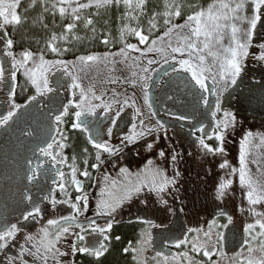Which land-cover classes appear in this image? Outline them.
Masks as SVG:
<instances>
[{"label":"snow or ice","instance_id":"snow-or-ice-1","mask_svg":"<svg viewBox=\"0 0 264 264\" xmlns=\"http://www.w3.org/2000/svg\"><path fill=\"white\" fill-rule=\"evenodd\" d=\"M149 0H29V3L23 8L24 16L18 12L21 8L22 0H0V54L7 58L0 59V92H4V85L8 83L7 99H0V104L7 106V114L0 118V128H6L10 122L14 120L17 114L23 109L27 110L35 102L40 105L39 98L48 97L49 94L55 93L59 98L60 108H49L48 115L54 119V127L46 142V146L39 147V154L42 157L50 158L52 167L56 168L54 176L60 179L58 182L54 180L56 188L60 193L67 195V181L65 172L59 170L57 165L64 164L70 169V182L74 186L76 192H84V180L90 179L88 170L89 160L91 158V168L99 170L104 161V154L110 158L119 156L121 149L112 145L107 139L101 138L102 122L99 115L102 114L107 121V127L104 131L105 137H112L117 122L121 119L126 109H132L135 116H142L143 113L137 107L135 93L132 96L121 95L113 90L109 96L106 92L94 90V86L87 88L82 84L81 73H86L92 63H126L131 70V75L127 78V83L133 88L139 87L143 93V102L149 109L153 107L150 98V89L156 85L167 86L172 88L176 95H169V100H178L181 104L185 103L183 97L190 98L188 103L193 111L191 122L195 131L192 133L197 144L204 150V154L216 155L224 154V142L227 130L231 126L235 129L236 118L232 113L224 112L223 120L217 119V114L221 111V96L229 91L231 86L237 84V78L243 71L245 59L249 56V48L251 47V39L253 32L256 30L258 23L264 25V0H214L207 5L204 10L202 5L189 4L185 0H163L162 4H155L149 14ZM41 7L40 16L34 17L33 22L36 23L43 18L44 13H50L52 16V30L45 40L44 48L37 51L28 47L29 37L21 34L19 39L16 33L20 31L22 23L27 21V13ZM249 5L251 7H249ZM199 9L194 14H188L184 24H173L174 18H180L182 10ZM95 9V12L85 14L84 10ZM115 9L123 12L120 15L121 26L118 30V36L113 37L111 31H107L103 35L101 43L105 46L113 45L118 41L121 45L119 51L105 52L96 54L90 49H86L83 54L74 52L78 44L86 38L82 37L76 31L78 24L91 33L89 40H95L97 35H101V30L97 28L100 18L107 16L109 12ZM57 12L62 21L66 24L58 26L55 23ZM94 17V18H90ZM135 22V27L132 22ZM146 21V23H145ZM161 22L163 25V35L152 38L155 33L161 31ZM107 24V21H104ZM238 24L241 25L238 27ZM193 25H195L193 27ZM45 29L48 28L44 24ZM61 27V31L57 33L54 29ZM190 29V35L181 37L183 43L179 46H173L169 39L165 43V37H171L177 30ZM230 29V37L228 45L225 46V32ZM201 37L203 41L201 42ZM130 38H134L136 43H131ZM194 38V39H193ZM202 43V46H201ZM143 45L144 47H140ZM260 54L256 57L260 61H264V44H261ZM17 49H19L17 51ZM215 49V50H214ZM46 52L51 53L54 58L47 59ZM73 53L75 59L68 60L67 54ZM132 53L139 55L133 56ZM193 53L197 55L193 57ZM201 53H207L212 58V63L208 64L206 56ZM187 55L188 58H184ZM113 59L110 60L109 58ZM119 57L116 61L114 58ZM196 61V62H194ZM158 65V67H154ZM115 71V69H113ZM61 76L55 80L53 84L51 77L56 73ZM22 74L25 78L23 84H17V76ZM167 77L168 79L154 77ZM63 77H67L65 82ZM211 80V87L208 81ZM110 83H116V79H111ZM17 87L21 94L26 93L28 88L34 89V93L27 97V103L17 102ZM65 92V96L60 98L61 91ZM216 94L215 110L210 115L215 122L212 133L206 132V127L201 126L202 122L197 121L198 107L202 106L207 109L209 99L206 94ZM70 96V98H68ZM71 110V112H70ZM71 115L73 118L72 129L80 130L86 134V139L92 143L96 149L94 155L90 156L88 149H82L83 158L80 163L85 165L84 168L78 167V158L76 155L69 157L64 155L69 140L68 135L61 128L66 118ZM154 115V113H153ZM177 121H187L189 118L176 113L171 114ZM97 117L96 120L85 121L82 117ZM95 129V131L93 130ZM132 134L124 137L126 143H137L140 139L147 136L158 129L149 127L146 130L141 127L137 131V124H132ZM159 129L166 132L163 124L159 125ZM196 133L201 135L197 136ZM26 135L32 136L30 131L25 132ZM59 137V138H58ZM254 138L251 130L246 131L239 141V168L230 165L227 159H224L219 165L220 170H228L229 175L236 176L238 172V182L242 190L246 191V200L249 205L247 212L256 217L254 222H248L243 227V233L248 239L244 243L248 245V258L236 260V264H264V255L259 260L252 257V253L257 249L253 247L251 241L259 242V251L264 254V210H258L257 206H264V156H258L252 160L257 166V173L254 175L249 168V148ZM215 139L218 143L216 147L211 146L207 141ZM259 147L264 149V135H259ZM154 147L152 143H146V148L151 150ZM59 149V151H57ZM158 155L163 158L165 152L160 151ZM179 154L170 156V162L173 165L174 176L169 177L165 171L159 168H153V161H147V167L142 172L135 174V181L128 179L131 173L127 168H121L120 174L124 176L125 182L121 184L117 180H112L105 176L106 183L111 185L115 191H109L107 187L101 188L99 199L96 202L95 217H107L105 224L101 226L95 217L88 218L87 224L79 222L78 216H85L88 211L89 200L87 195L77 196L76 201L72 202L71 198L60 200V204L67 203L75 210V215L64 216L60 219H48L47 225L54 227L55 231H50L49 227H41L35 234L25 233L22 240H17L18 234L22 231L20 220L27 222L30 219L39 222L43 218L42 202L33 200V196L24 193L22 201H27L30 207L21 212L20 217L15 221H6L3 230L0 231V264H29L26 256H31L34 260H38L41 264H75L74 260L64 261L60 258L68 255V252L61 250L58 245L62 241H66L67 234L70 233L72 227L80 231L72 233L74 242L66 244L71 248L72 255L77 252L88 254L99 260L109 251V244L105 243L110 240V234L113 231L116 214L126 205L130 204L134 198H140L141 193H157L158 201L164 210L170 215L175 216L178 212H182L183 208L174 209L169 201L165 198V193L175 189L177 183L176 177L179 175L175 168ZM44 168V162H37L28 177L29 182H34L38 176L42 175L41 169ZM234 180L225 179L218 181L217 187L213 191V198L223 201L227 196V192L232 188ZM55 189H50L47 200L51 205L55 206L58 201L55 199ZM142 203L147 205V199H142ZM82 204V206H81ZM241 213L245 212L243 207L238 208ZM220 216H225L227 222L219 224L217 219H213L208 224L207 230L197 227H190L186 231L188 234H196L190 239V235H183L176 238L174 247L181 249L178 255L181 260L178 264H183L184 259H188V264H195L193 258H189L188 252L183 250V246L189 245L190 251L193 253H202L207 257L204 264H212L213 256L217 254L221 246L228 243L226 231L233 224L232 215L221 211ZM167 217H161L159 223L151 220L142 221L147 223L150 229L167 228ZM215 229V231H213ZM90 232L98 234L104 242H99L98 246H88L83 242L86 240L84 233ZM203 234L201 237L200 234ZM115 240L119 241L120 237L116 236ZM152 232L144 231L141 233L140 245L136 249H132L131 245L125 248L138 251L141 254L147 250V246L152 243ZM203 240V243L201 241ZM11 249H17L15 253ZM244 256V250L241 249L237 254ZM156 257H162V261L158 260L157 264H168L169 257L162 253H156ZM153 257V259H156ZM173 261L175 257L171 258ZM138 264H147V259L138 260Z\"/></svg>","mask_w":264,"mask_h":264},{"label":"rangeland","instance_id":"rangeland-1","mask_svg":"<svg viewBox=\"0 0 264 264\" xmlns=\"http://www.w3.org/2000/svg\"><path fill=\"white\" fill-rule=\"evenodd\" d=\"M81 2H87V0H81ZM37 6L40 7L38 4ZM249 7H251L249 5ZM207 7L204 8L206 10ZM91 9L84 10L85 14L89 13ZM123 12V9H121L120 12H118V20L117 25L120 28L121 26V20L120 15ZM183 13V10H182ZM195 13V12H194ZM191 13V14H194ZM41 14V13H40ZM49 16L50 20V27L49 29L52 30V16L50 13H44L42 20L35 23V25L41 24L44 25V17ZM186 16L182 14L180 18H174L172 23L173 24H184L186 21ZM56 25L62 26L63 24H66L67 21H62L59 17V14L57 12ZM146 23V22H145ZM259 25V23H258ZM257 25V27H258ZM132 26L135 27V22H132ZM195 25H193L194 27ZM241 25L238 24V27ZM47 28V29H48ZM118 28V30H119ZM57 33L61 31V27H56L54 29ZM76 30L78 34L82 37L84 32L82 29ZM118 30H117V36H118ZM163 35V25L161 23V31L158 33H155L152 38H156V36ZM185 35H190V29H177L171 37H165V43L170 39L172 41L173 46H179L183 43L181 37ZM91 36V33L88 37ZM115 36V37H117ZM230 37V29L225 32V46L228 45ZM86 38V37H85ZM194 39V38H193ZM201 42L203 41V37L200 38ZM46 40V39H45ZM45 40L43 42H34L29 46L31 50L37 51L39 48H44L45 46ZM254 41V40H253ZM86 39L78 44L76 48L74 49V52H78L80 54H83L86 49H90L92 52L96 54H102L107 52H115L119 51L121 45L117 41L115 43V46L113 45H90L85 44ZM131 43H136V40L134 38H130ZM255 45H253L255 48L253 50V57L248 56L243 65V71L240 75V77L237 78V84L235 86H231L229 88V91L221 96V111L232 113L235 118V129L233 130L230 126L227 130L226 139L224 142V148L226 149V152L224 154L217 153L216 155L212 154H204V150L199 147V145L195 142V144L189 143V147H187V150H179L177 148L178 146V138L174 135L173 131L169 128H172V124H170V121H163L161 118L162 113L160 110L155 108V99L156 94L153 92V97L151 99V103H153V107L149 109L146 104L143 102V93L142 90L137 87L133 89L126 81L127 78L131 75V70L129 69L128 65L126 63H92L91 66L87 69L86 73H81L82 77V84L87 88L90 85L94 86V90L97 91V94L100 92H106L109 96L112 95L113 90L120 93L122 96H132L133 93H135V99L137 103V107H139L143 113L142 116L136 117L132 109H126L124 111L125 115H128L131 113L133 121L135 124H137V131L143 127L145 130L149 127L158 129L157 132L152 133L151 135L147 136L145 139H140L137 143H128L129 147H132L133 149V159L132 164L133 167L130 169V173L132 174L131 177L135 174V169H137L135 163L137 162L138 165H140L142 168L140 172H142L147 167V161L152 160L153 161V168H159L166 172V174L171 178L174 176L173 172V165L170 162V156L174 154L178 155V160L176 162L175 168L178 170L179 175L176 177L177 183L175 185V189L165 193V198L169 201L170 205L174 209H180L183 208L182 212H178L175 216L170 215L168 212H166L163 208V206L158 201L159 194L157 193H141L140 198H134L133 202L141 201L142 199H147V205H145L148 212V217L145 218V221L151 220L154 223H159L161 220V217H167L166 223L168 225L166 229L167 231H170V225L172 224L173 218L176 216L181 217L180 225H177L175 228H177V235L179 237L183 235H190V239L193 238L196 234H188L187 229L190 227H201L207 230V226L213 219H217L219 224H224L223 221H219V213L221 211L226 212L233 217V224L229 226V229L227 230V240L228 243L226 245L221 246L219 251L215 256H213L212 264H236V260L238 259H247L249 256L248 253V245L244 243L245 239H248L247 236L243 233V227L248 222H254L256 217L252 216L251 213L247 212V209L249 205L247 204L246 200V191L242 190L239 186L238 182V172L236 176L229 175L228 170H220L218 168V165L224 160L227 159L231 166L239 168L238 164V156H239V141L242 138L243 134L246 133V131L251 130L254 133V138L251 142L250 148H249V168L252 170V173L255 175L257 173V166L255 163H252L251 161L256 159L258 156H264V149H261L259 147V135H264V116L258 115L260 112L258 111L257 102L255 99V96L260 99L263 97L261 89L264 88V61L258 60L256 57L260 54L262 51L260 49V45L264 44V34L262 36L257 37V40H255ZM81 45V47H80ZM88 45V46H87ZM202 46V43H201ZM81 49H78V48ZM84 47V49H82ZM140 47H144L141 45ZM78 49V50H77ZM19 49H17L18 51ZM215 50V49H214ZM46 58L52 59L54 58L51 53L46 52ZM206 56L208 64L212 63V58L207 55V53H201ZM131 55L136 56L139 55L138 53H132ZM197 54L193 53V57H195ZM6 61L7 66V58L3 57L2 54H0V59H3ZM68 60L75 59V55L73 53L67 54L65 57H63ZM184 58H188L187 55ZM110 60L113 58L110 57ZM116 61H119L120 58L116 57L114 58ZM196 62V61H194ZM154 67H158V65H155ZM115 69V71H113ZM61 76V73L57 72L56 76L51 77L52 82H55L57 78ZM19 78V82L22 81V83L25 82V78L22 74H19L17 76ZM158 78H165V77H159V74L157 77H154L155 79ZM65 82H67L68 78L63 77ZM111 79H116V83H110L109 81ZM240 80V82H239ZM209 86L211 87V80L208 81ZM241 83L240 89H238V85ZM262 85V86H261ZM32 94L34 93V89L29 87ZM152 89H150L151 91ZM150 94V93H149ZM208 97L210 99L208 110L214 111L216 104V94L215 93H209ZM7 98L6 96L4 99ZM155 98V99H154ZM227 98V99H226ZM1 105V104H0ZM225 107V108H224ZM205 109V108H204ZM4 112V110H2ZM0 111V113H2ZM154 113V115H153ZM223 113L220 114V119L223 120ZM3 114V113H2ZM191 113V118H192ZM0 116V118H2ZM189 118V114L187 115ZM218 117V115H217ZM216 117V118H217ZM135 118V120H134ZM126 119V118H125ZM210 124H214L213 128L215 127V122L213 118L210 115L209 119ZM163 124L166 128V132L162 129H159V125ZM146 143H152L154 144V147L151 150H148L146 148ZM121 149V152L119 155L123 153V151H126V147L117 146ZM128 148V147H127ZM165 152V157L161 158L158 153L160 151ZM105 156V155H104ZM108 157V156H107ZM136 160V162H134ZM130 165V166H131ZM120 169L121 166H118V174L120 175ZM67 171H70L68 168ZM191 175L187 176L188 174ZM124 177V176H123ZM67 181V195L64 193H60L58 188L55 190L56 193L55 199L58 201V203L53 206L48 201L47 205L44 207L46 209L50 208L51 206V213L53 216L58 214H63V206L68 205L60 204L59 201L63 199H67L71 196V193L75 192L74 186L70 182V176L65 177ZM225 179H232L234 180V184L231 189L228 190L227 196L223 199V201H218L213 198V191L217 187L218 181H223ZM135 181V180H134ZM115 191V190H113ZM2 190H0V198L2 194ZM138 200V201H137ZM72 202H74L72 200ZM152 202V203H151ZM132 203V202H131ZM133 204V203H132ZM243 207L245 209L244 213H241L238 211V208ZM258 210H264V206H257ZM126 207L124 206L115 216V218L122 217V214ZM44 214H48V212L45 211ZM46 217V216H45ZM11 222H15L18 217L14 215L10 216ZM53 219L52 216H47L44 218L43 222H39L37 226H33L32 230H30L31 234H35L41 227H49L50 231H53L52 226L47 225V220ZM118 220V219H115ZM32 220L30 219L27 222H24L20 220V225L22 227V231L18 234L17 240H22L25 233H29V227L31 226ZM144 221V220H143ZM4 226H0V231L3 230ZM144 230L151 231L152 232V243L150 245V248L147 246V250L144 251L142 254L139 252L138 259L146 258L147 264H157V261L160 259L162 261V257H156V259H153L154 253L157 250V243L154 239V231L159 230L163 231L161 228H155L150 229L149 225L147 223L143 224ZM77 229L72 228L70 233L67 234V239L69 243L71 244L74 242V236L72 233H76ZM215 231V229H213ZM230 231V234L228 232ZM162 233V232H160ZM169 233V232H168ZM226 234V233H225ZM233 234V237H232ZM160 234V247L156 251V253H162L165 256H172L174 255L175 258L181 257L178 255L179 249L174 248L170 245V235L169 234ZM201 237L203 234H200ZM156 238H159L156 236ZM62 241L58 247L61 248V250H64L68 252V255L65 257H62L60 259L64 261L73 260V255L71 252L70 247H66L67 242ZM104 242V241H102ZM203 243V240L201 241ZM254 248L257 249L256 252L252 253V257L256 260H259L261 258L262 254L259 251V242L258 241H251ZM140 243L137 247H139ZM244 250V256L240 257L237 254L240 252V250ZM183 250L188 252L189 258H193L195 261V264H202L204 261H207V257H204L202 253H193L190 251V246L185 245L183 246ZM17 249H11L12 253H15ZM26 260H28L29 264H41L40 261L34 260L31 256H26ZM169 260H172L169 258ZM179 260V261H180ZM177 261V263L179 262ZM49 264H51V261H49ZM183 264H188V259L183 260Z\"/></svg>","mask_w":264,"mask_h":264},{"label":"flooded vegetation","instance_id":"flooded-vegetation-1","mask_svg":"<svg viewBox=\"0 0 264 264\" xmlns=\"http://www.w3.org/2000/svg\"><path fill=\"white\" fill-rule=\"evenodd\" d=\"M164 79L166 80L168 78L165 77ZM54 83L55 82H53V84ZM17 84L18 85L23 84L22 81L19 82L18 77H17ZM7 91H8V83H5L4 92H0V99H4ZM16 91H17V102L27 103V97L32 94L30 89H28V91L23 94H21L19 87H17ZM153 92H155L156 94V99L154 98L155 108L160 110L162 113H164L161 114V118L163 121L168 120L169 115H171L172 113L179 112V111H175V109L177 107H181L182 104L178 100L168 99L169 95L177 94L174 93L172 88H169L167 86L156 85L150 91L151 99L153 97ZM64 96H65V92L62 90L60 93V98H63ZM68 98H70V96ZM39 100H40L39 106L34 102L33 105L29 107V109L27 110L22 109L14 118V120L10 122L9 126H7L6 128H0V190H2L3 191L2 194H4V196L1 195L0 198V226H4L6 221H12L10 218L11 215H14V217L17 216L19 218L21 212H23L27 207H30L27 201H22L23 194L29 192L33 196L34 201L37 202L43 201L41 204L43 209V218L40 219L39 222H43L44 221L43 219L46 218L47 216H52L53 219H60L64 216L75 215V210L72 209L69 205H64L63 214L62 215L58 214V216L57 215L53 216L52 214H50L51 206L48 209L44 208L47 205L48 201L43 200V198L48 196L50 189H55V190L57 189L54 180L58 182L60 178L58 176H54L56 168L52 167V161L50 160V158H45L40 156L39 147L46 146V142H48L47 138L50 135L55 134L54 132H52V129L55 126L54 119L48 115L49 108L51 107L58 109L61 107V105L59 103V98L55 93L49 94L48 97L39 98ZM2 110H4V112ZM0 111H2L3 113V114L0 113V116L6 115L7 106L1 104ZM82 119L85 121H92V120H96L97 117L85 116L82 117ZM72 120L73 118L70 115L68 118H66L65 124L61 125V128L65 131L66 135H68L69 137V140L67 142V147L65 148L63 154L69 157V163H71V157L73 155H76L78 158V167L82 169L85 167V165L80 163V160H82L84 155L82 153V149L86 147L88 149V153L90 154V156L94 155L96 149L94 148L92 143L86 139L85 133L77 129H72L71 127ZM99 120L103 124V127L101 128V138L107 139L112 145L116 147L119 145L120 146L123 145L124 147H126V151H123V153L116 158H110L107 157V154H104L105 162L101 165L99 170L90 167V164L92 163V160L90 158L88 170L90 172L91 178L84 180V178L78 176L79 179H82L84 181V192L78 193L75 190V192L71 193L70 198L74 202H77L76 201L77 196H82V195L88 196L89 205H88L87 213L85 214V216L77 217L78 221L84 224L88 222L86 217L88 218L95 217V207H96V202L99 199L100 189L107 187L109 191L114 190L111 188L110 184L105 182L104 177L108 176L112 180H117L121 184H123L126 178L123 177L121 174L120 175L118 174V166H121V168H127L129 172L130 169L133 167V165H131L133 159V155H132L133 146L129 147V144L124 141V137L132 134L133 132L132 124H134L135 122L133 121L131 113H129L128 115H125V113L122 114L121 119L117 122V125L114 128V134L110 138L104 136V131L105 128L107 127V121L104 119L102 114L99 115ZM93 130L95 131V129ZM26 131L32 132L33 135L32 136L26 135L25 134ZM189 143L195 144V139L193 138L190 139ZM57 151H59V149H57ZM37 162H44V168L40 170L42 175L38 176V179L36 181L29 182L28 177L31 175V171ZM134 162H136V160ZM135 165L137 167V169H135L136 170L135 174H136L137 172H140L142 168H140L141 166L138 165L137 162L135 163ZM57 167L59 168V170L64 171L67 176H70V171H67L68 170L67 165L60 164L57 165ZM135 174L132 177H128V179H132L134 181L136 178ZM189 175H191V172L187 176ZM132 203L125 205L126 209L124 210L122 217L115 218L118 220H115L113 231L110 234V240L108 242H105L108 243L110 246L109 251L112 248L111 236L113 233L114 234L117 233L118 227L139 226L142 229L141 233L145 231L143 227V224L145 223H142V221L143 220L145 221V218L148 217V212H147L148 208H146L145 204L142 203L141 201L133 202L132 200ZM45 211L48 212V214H44ZM95 219L101 226H103L106 220H108L109 218L95 217ZM180 220L181 217L179 216L173 218L172 224L170 225L171 227L169 228L170 231H167L166 229H163V231H159V230L154 231V239L157 243L156 245L157 250L159 249L161 244L159 235L162 233L163 235L171 233L170 245L174 247L176 238L179 237V235H177L176 233L177 228L175 227L177 225H180ZM39 222L37 223L33 220L30 222L31 226L29 227L30 229L28 230L29 233H31L30 230H32L33 226H37ZM52 229L54 232L55 229L54 228ZM79 231L80 230L77 229L76 233ZM84 234L86 236V240L83 243L90 247L93 245L98 246V243L103 241L102 237H100L98 234H93L90 232H86ZM228 234H230V231L228 232ZM226 235H227V231H226ZM156 236H158L159 238H156ZM120 241H121V237L120 240L117 242ZM68 243L69 241L67 242V244ZM139 243L140 241L138 242V244ZM138 244L135 243L134 239L132 241H128L123 248V254L124 255L129 254V256L130 255L134 256L136 254V256L138 257L139 256L138 251H133V250H129L127 252L124 251V249L128 248L129 245H131L132 249H136L138 248L137 247ZM148 247L150 248V245ZM156 251L154 253V257H156ZM76 255L77 253L72 257L74 261ZM175 262L176 260L174 261L169 260L168 264H178ZM202 264H204V262Z\"/></svg>","mask_w":264,"mask_h":264},{"label":"trees","instance_id":"trees-1","mask_svg":"<svg viewBox=\"0 0 264 264\" xmlns=\"http://www.w3.org/2000/svg\"><path fill=\"white\" fill-rule=\"evenodd\" d=\"M186 3L189 4H199L202 5L203 8L207 7V5L211 2H214V0H185ZM29 3V0H22L21 3V8L18 9V12L22 15V18L24 16L23 13V8ZM163 0H149L148 2V10H149V14H151V10L153 8V6L155 4H162ZM199 9H188L185 8L183 9V13L184 15H188L191 13H194L195 11H197ZM95 9H91L90 12H95ZM41 13V7L37 6L36 9L31 10L27 13V21L22 23L21 27H20V31L16 33V37L17 39H19L21 34H26L30 39H29V43H28V47L32 46L31 44L34 42H43L48 34L49 31L51 29H45L43 27V25L41 26V24L39 25H35V23L33 22V18L40 16ZM119 13L113 9L111 12L108 13L107 16L101 17L100 18V23H98L96 26L98 29L101 30V35H97L95 40H89L87 39V37L89 36L90 32H88L87 30H85L82 27V24H78V28L77 30H79L81 32L80 29H82V31L84 32L83 36L86 37V42H84L85 44L90 45H95V44H102L100 41L103 37V35H106L107 31H111L112 36L115 37L117 36V30H118V25L117 20H118V15ZM90 18H94V17H90ZM95 19V18H94ZM44 21L45 24L48 25V27H50V20H49V16H45L44 17ZM104 21H107V24L104 23ZM146 22V21H145ZM162 23V22H161ZM56 29V28H55ZM264 34V25L259 24L258 27L256 28V30L253 32L252 35V39L250 41L251 43V47L249 48V56H254L253 54V50H254V46L255 45V40H257V37L262 36ZM254 40V41H253ZM103 45V44H102ZM88 46V45H87ZM81 47V45H80ZM78 49H81V48ZM77 49V50H78ZM82 49H84V47H82ZM4 59V58H3ZM240 82V80H239ZM241 83L238 85V89H240ZM262 86V85H261ZM263 97H261L260 99H258L257 96H255L256 102H257V107H258V111L260 112V114L258 115H262L264 116V88L261 89ZM190 98L185 97V103L181 105V107H178V115H183L186 116L189 114V119L187 121H177L172 117V123L174 124L172 126V128H169L170 130L173 131L174 135L178 138V146L177 148H179V150H187L189 147V140L190 139H195V137L193 136V132L195 131V128L193 127V123L191 122V113H193L188 101ZM212 99V97H211ZM227 99V98H226ZM215 106V104H214ZM225 108V107H224ZM210 111L208 109H204L202 106L198 107V115H197V121L196 122H202L201 126H205L206 127V132L211 134L212 130H213V126L214 124H210L209 119H210ZM223 111H220V113H218V117L217 119H220V114H222ZM193 116V114H192ZM221 120V119H220ZM197 136L201 135L200 133H196ZM196 142V139H195ZM207 143H209L211 146L216 147L217 146V141L215 139L211 140V141H207ZM197 143V142H196ZM223 223H226L227 220L226 218L222 219ZM141 231L142 229L139 226H120L117 228V233L116 234H112L111 236V242H112V248L110 251H108L104 256L100 257L99 260H97L96 258L92 257L91 255L88 254H82V253H78L75 257V262L76 264H138V257L136 256V254L133 255H124L123 254V248L124 246L127 244L128 241H132L134 239L135 243L138 244V242L140 241V235H141ZM116 236L121 237V241L117 242V240H115L114 238ZM175 248V247H174ZM181 249H179L180 251ZM169 258L174 257V255L172 256H168ZM180 258H176V262L179 261ZM206 262V261H204Z\"/></svg>","mask_w":264,"mask_h":264},{"label":"water","instance_id":"water-1","mask_svg":"<svg viewBox=\"0 0 264 264\" xmlns=\"http://www.w3.org/2000/svg\"><path fill=\"white\" fill-rule=\"evenodd\" d=\"M87 224V223H86Z\"/></svg>","mask_w":264,"mask_h":264}]
</instances>
